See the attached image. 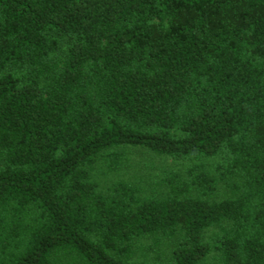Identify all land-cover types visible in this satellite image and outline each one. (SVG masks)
Segmentation results:
<instances>
[{"label":"trees","instance_id":"obj_1","mask_svg":"<svg viewBox=\"0 0 264 264\" xmlns=\"http://www.w3.org/2000/svg\"><path fill=\"white\" fill-rule=\"evenodd\" d=\"M0 264H264V0H0Z\"/></svg>","mask_w":264,"mask_h":264}]
</instances>
